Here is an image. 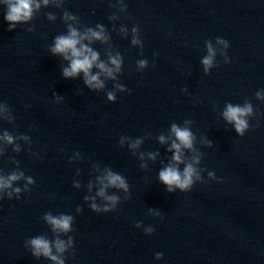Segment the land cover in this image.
I'll list each match as a JSON object with an SVG mask.
<instances>
[{
  "label": "water",
  "instance_id": "obj_1",
  "mask_svg": "<svg viewBox=\"0 0 264 264\" xmlns=\"http://www.w3.org/2000/svg\"><path fill=\"white\" fill-rule=\"evenodd\" d=\"M124 2L127 12L119 14L115 25L108 20L115 11L109 0H65L63 6L79 16L82 26L103 24L113 49L121 53L118 79L131 94L117 93L114 103L105 95L111 81L104 91L93 92L80 77L62 78L65 62L48 52L53 38L65 32L60 9L42 8L29 24L8 31L6 9L0 5V102L15 117L12 124L0 121V132L29 135L31 151L42 157L32 156L23 142L19 154L9 147L0 157V170L10 172L14 158L35 180L19 200H0V264H50L32 257L24 246L40 234L51 239L41 219L47 211L74 217L69 233L74 255L66 253L65 264H264V102L254 98L264 89V0ZM47 12L57 19L48 21ZM121 24L129 30L138 25L143 55L130 45V36L122 38L114 30ZM29 26L35 29L31 33L25 30ZM216 37L228 41L230 62L218 55L219 67L205 75L200 64L204 43H215ZM93 47L104 59L105 46ZM138 59L149 61L143 72L136 71ZM185 87L186 93L181 91ZM53 92L63 97L60 103ZM245 98L261 115L258 126L252 127L257 119H251L249 130L239 137L219 113L225 103L241 104ZM185 119L193 121L198 139L203 135L213 142L211 148L196 145L204 153L199 167L206 171L201 175L207 179L210 170L223 182L209 180L188 192L168 193L157 175L171 153L155 137ZM148 133L151 138L139 151L160 155L141 170L127 144L120 147L118 140ZM77 151L82 159L69 164ZM92 163L111 167L129 184V199L115 212L93 213L83 201L85 186L95 175ZM73 180L80 181V189L72 187ZM77 206L82 207L78 215ZM148 208L160 209L163 219L149 216ZM137 221L155 231L146 235L134 227ZM157 252L163 253L160 260L154 258Z\"/></svg>",
  "mask_w": 264,
  "mask_h": 264
},
{
  "label": "clouds",
  "instance_id": "obj_2",
  "mask_svg": "<svg viewBox=\"0 0 264 264\" xmlns=\"http://www.w3.org/2000/svg\"><path fill=\"white\" fill-rule=\"evenodd\" d=\"M65 0H0L6 11L4 20L8 22V31H13L17 24H29L41 11L42 8L49 6L60 9V20L65 25V32L56 35L51 45L48 46V52L59 57L63 62L61 68V76L64 79H76L80 77L84 86L93 92H101L106 88V82H112V89L105 92L108 102H115L117 93L131 94V89L122 84L118 77L122 73L123 57L119 51L113 49L111 36L109 31L103 24L97 23L94 27L82 26L80 18L66 9H64ZM109 8L115 9L108 16V20L115 25V22L120 19L119 14L127 12V4L124 0H109ZM48 21L54 22L57 16L52 12L45 13ZM27 32H33V26L25 29ZM114 30L122 38L130 36V45L140 49V54L143 55V41L138 25L133 24L129 30L128 26L121 24L119 28ZM99 43L105 46L103 48L104 59H101L100 52L95 50L93 45ZM218 46V47H217ZM206 55L200 60L203 72L209 74L210 70L219 67L216 62V57L219 55L223 58L225 64L229 63L227 49L228 41L221 37L215 38V43L212 40H207L204 43ZM157 53H153L155 57ZM149 66L147 59H138L136 61V71L143 72ZM154 66V63H153ZM182 92H187L188 89L182 88ZM254 98L257 101L264 102V89L257 90L254 93ZM53 99L56 103H60L62 96L53 92ZM215 104L213 110H215ZM261 114L254 110L253 104L248 98L243 100L241 104L225 103L223 110L219 113L220 118L225 124L230 125L234 129L235 134L243 137L249 130V121L253 118L257 119L258 126L259 116ZM0 121L9 124L14 123L15 117L12 114L11 108L6 102H0ZM193 121L185 119L182 124L175 122L171 123L167 133H161L155 137L156 142L161 146H167L166 152L171 153L167 157V163L161 161L157 180L165 186L168 193L179 191L181 193L190 191L197 183L206 184L209 180L222 183L223 181L216 177L213 171H207V179L201 174L206 169L199 167L204 153L197 147L199 143L202 147L211 148L213 142L205 136L197 135L191 130ZM30 128L33 126L30 125ZM151 138V133L146 136L132 138L121 135L118 140V145L123 147L127 144L129 151L139 161L141 170L148 169V162H155L160 155L159 151H139L141 145L146 139ZM21 142L28 145L29 153L38 157V154L31 151V137L27 134H13L7 130L0 132V157H3L9 147L13 153L19 154L22 151ZM42 159V157H38ZM82 159L81 154L77 151L69 157L68 163L72 164ZM10 163L15 165L10 172L0 170V200L13 198L19 200L22 193L31 191V186L35 184L32 176H26L24 171L20 169L19 161L14 158ZM181 165L183 168L181 170ZM92 172L95 174L93 179H89L86 187L87 194L83 196V201L93 213H109L117 211V205L122 200L129 199V184L126 178L113 171L111 167H100L99 164H91ZM76 176L80 175V169H76ZM23 181V186L19 182ZM72 187L75 189L81 188L79 180H73ZM93 189L95 192L93 194ZM123 193V196L111 193L109 190ZM76 214L82 212V207L77 206ZM148 215L163 219V214L158 208H148ZM41 219L47 225L52 234L51 239L47 234H40L31 237L24 242L25 248L36 259L44 258L50 264H65V254L69 257L74 255V238L69 233L74 231V217L71 214L59 213L54 215L51 211L43 214ZM137 229L142 228L146 235H151L155 229L152 226L144 227L142 222L137 221L134 224ZM66 237V239L62 238ZM163 253L157 252L154 254L156 260H160Z\"/></svg>",
  "mask_w": 264,
  "mask_h": 264
}]
</instances>
